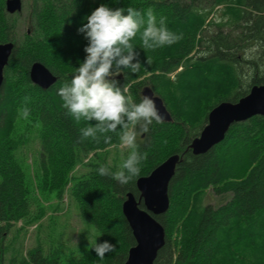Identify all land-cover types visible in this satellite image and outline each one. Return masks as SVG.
<instances>
[{"label": "trees", "instance_id": "16d2710c", "mask_svg": "<svg viewBox=\"0 0 264 264\" xmlns=\"http://www.w3.org/2000/svg\"><path fill=\"white\" fill-rule=\"evenodd\" d=\"M6 1L0 0V45L13 42L15 48L0 92V264H126L136 240L123 204L130 193L139 200L138 180L175 154L182 161L169 186L170 208L156 217L165 227L166 244L154 264H264V116L233 124L206 154L189 149L213 108L237 103L254 86L264 85V0H29V28L23 12H7ZM101 5L133 7L142 14L151 8L158 19L167 17L170 31L183 35L156 50L144 49L137 36L140 71L122 69L115 77L128 85L137 103L151 87L173 118L153 121L147 132L137 126L136 150L148 158L126 185L99 175L101 166L119 170L107 154L121 145L120 129L107 134L110 143L102 135L82 138L81 129L96 122H77L58 94L87 55L89 41L78 29ZM36 62L57 77L49 89L31 81ZM23 107L30 110L27 118L19 111ZM31 129L41 142L34 181L20 157ZM132 150L126 147L123 162ZM31 185L39 196L56 193L62 200L68 193L77 202L82 218L98 232L82 255L49 256L36 248L23 251L20 261L6 258L13 226L21 220L36 223ZM211 192L228 199L214 206L208 202ZM140 206L145 208L143 202ZM104 241L116 250L101 260L94 247Z\"/></svg>", "mask_w": 264, "mask_h": 264}, {"label": "clouds", "instance_id": "9594fccd", "mask_svg": "<svg viewBox=\"0 0 264 264\" xmlns=\"http://www.w3.org/2000/svg\"><path fill=\"white\" fill-rule=\"evenodd\" d=\"M166 20L167 17L163 16L158 19L151 8L146 14L133 7L125 10L101 5L96 8L87 17V23L78 29L89 41L84 49L86 58L76 69L70 83H65L58 90L63 107L77 122L81 119L96 122L94 126L81 129L82 138L99 140L102 135L104 142L110 143L112 137L107 134L120 129L118 136L121 146L133 150L118 171L111 172L108 167L101 166L99 175L110 176L121 185L138 177L142 161L148 158L147 153L142 154L136 150L137 126L140 125L141 130L147 132L153 121L163 123L164 117L153 97L146 95L139 103L135 102L129 94L128 85L121 86L115 77L121 75L122 69H130L132 73L140 71V53L133 44L137 36L142 47L151 50L183 39L182 34L168 29ZM146 63H150V60ZM19 111L24 118L30 115L28 107ZM115 250V244L109 241L94 247L101 260Z\"/></svg>", "mask_w": 264, "mask_h": 264}, {"label": "water", "instance_id": "95a60500", "mask_svg": "<svg viewBox=\"0 0 264 264\" xmlns=\"http://www.w3.org/2000/svg\"><path fill=\"white\" fill-rule=\"evenodd\" d=\"M6 9L10 15L23 12V0H7ZM14 48L13 42L0 45V92L4 84V71ZM30 78L34 85L44 90L57 81V77L40 62L32 65ZM146 95L154 98L164 122H172V115L164 100L149 86L143 89L142 99ZM257 115L264 116V85L254 86L237 103L222 102L213 108L208 115V124L189 149L194 155L206 154L225 139L233 124ZM181 161V155H172L149 176L140 178L137 182L141 194L139 200L134 194H128L123 204V214L133 231L136 245L130 249L126 264H154L159 251L165 246L166 230L156 217L166 214L170 208L169 186ZM141 202L144 209L140 206Z\"/></svg>", "mask_w": 264, "mask_h": 264}, {"label": "rangeland", "instance_id": "374dc122", "mask_svg": "<svg viewBox=\"0 0 264 264\" xmlns=\"http://www.w3.org/2000/svg\"><path fill=\"white\" fill-rule=\"evenodd\" d=\"M23 18L27 19L28 28L31 25V1L23 0ZM22 29H26L25 25ZM28 142L21 146L20 157L24 161L28 175L34 181L35 170L38 165V158L41 152V142L36 129H31ZM126 147L121 145L115 150L109 149L107 160L113 167L120 168L123 162V155ZM170 150V149H169ZM74 181L71 182L73 184ZM31 214L33 224H26L24 220L17 222L12 229L11 236L7 240L6 258L11 256L20 261L25 255L23 251H31L39 248L45 255L80 256L98 239L97 230L88 225L82 218L78 204L70 198L67 193L62 200H59L56 193L39 196V190L31 185ZM36 190V191H35ZM35 194V197L33 195ZM30 196V197H31ZM35 198V199H33ZM228 197L216 196L212 192L208 195V202L214 206L223 203ZM68 237L67 243L65 237Z\"/></svg>", "mask_w": 264, "mask_h": 264}]
</instances>
